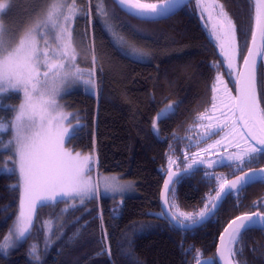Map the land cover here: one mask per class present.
Returning a JSON list of instances; mask_svg holds the SVG:
<instances>
[{
    "label": "trees",
    "instance_id": "16d2710c",
    "mask_svg": "<svg viewBox=\"0 0 264 264\" xmlns=\"http://www.w3.org/2000/svg\"><path fill=\"white\" fill-rule=\"evenodd\" d=\"M9 1L10 6L1 15L4 24L11 18L14 25L23 29L48 3V0ZM218 1L238 29L250 24L248 0ZM98 2L78 0L84 11L73 24V45L77 54H82L78 62L83 66L88 67L95 57L98 93L97 97L93 90L83 93V86H79L63 97L70 112L76 114L72 123L81 125L76 138L66 145L93 152L99 170L131 180L134 190L119 197L121 204L118 197L104 196L83 206L77 201L78 207L65 214L62 210L68 205L63 202L38 208L32 235L6 254L0 253V264H32L28 256L32 244L38 245L42 264H194L197 250L202 251V258H215L218 235L232 217L241 213L239 205L249 198L246 191L242 203L229 195L209 222L192 231L178 230L157 214L161 212L159 193L171 166L169 161H176L184 149L190 148L189 126L212 103L215 75L223 67L220 50L203 27L193 0L176 14L155 22L134 19L120 11L112 0H103L104 7L116 17L114 23L123 25V34L129 41L150 54L137 62L124 55L105 31L104 17L96 11ZM127 19L140 31L127 24ZM250 35L249 27L247 41ZM238 37L244 45L246 38L240 31ZM245 49L246 46L243 54ZM263 62L264 57L260 66ZM257 90L258 98L264 102L260 81ZM19 101L20 94L5 95L2 103L4 108H16ZM169 102L177 105L175 114L158 122L157 135L152 130L153 119ZM14 113L0 111V116L11 120ZM0 167L6 169L0 174L2 241L18 213L21 190L12 188L19 183V176L8 174L12 163L7 153L0 156ZM218 169L200 167L184 173L172 184L168 197L179 211L198 213L203 209L209 194L214 197L219 189L214 179ZM206 172L213 177L211 180L205 176ZM50 218L55 221V229L51 245L45 248L42 226ZM141 225L145 227L141 229ZM241 244L243 252L234 257L236 264H264V232L256 229L246 232ZM189 247L192 251L185 256ZM236 247L239 249L240 245ZM129 250L131 255L126 254Z\"/></svg>",
    "mask_w": 264,
    "mask_h": 264
},
{
    "label": "snow or ice",
    "instance_id": "6c2138e0",
    "mask_svg": "<svg viewBox=\"0 0 264 264\" xmlns=\"http://www.w3.org/2000/svg\"><path fill=\"white\" fill-rule=\"evenodd\" d=\"M113 3L134 19L155 22L174 15L191 3V0H160L159 3L113 0ZM248 4L250 24L242 30L223 11L222 5H212L213 10L219 7L220 11L216 13L215 22L211 25L210 36L231 70L229 74H236L235 95L218 75L216 84L212 87L211 106L199 113L194 120L196 127L204 128L195 140L196 146L205 139L223 133L220 140L201 152L219 146L224 140L238 151L226 158L220 157L207 162L197 159L200 153H192L191 157L186 154L185 160L190 159L191 163L187 164L183 173L205 163L208 168L227 166L234 171H243L245 167L264 160V107L257 96L256 79L259 58L264 57V0H248ZM9 6V0H0V13ZM197 6L208 12L212 19V12H209V7L203 0H197ZM83 11L78 0H48L47 6L22 33L0 24V111L16 113L11 120L0 116V156L6 153L9 155L12 167L7 172L19 176V183L12 188L15 190L19 187L21 190L18 213L8 235L0 241V253L6 254L9 248L18 246L32 235V229L36 225V212L40 207L63 202L68 205L62 210V214H65L78 207L77 201L79 206H83L100 195L114 199L117 195H124L132 187L131 184L122 183V177L99 173L98 162L92 154H73L65 147L66 143H71L76 138L81 125L78 122L72 123L76 114L66 112L67 106L61 104V99L68 94L67 88L70 85L83 84L90 90L97 87L95 57L91 69L80 67L73 45V24ZM96 11L104 17L105 31L124 55L137 62L148 58L149 53L138 49L123 34V25L114 23L116 17L104 7L103 0L97 3ZM203 14L202 12L201 15ZM249 27L250 43L246 38ZM238 31L246 38L244 45L239 41ZM244 46H247V55H243ZM241 55L243 67H238L236 61ZM217 84L221 87L218 88ZM21 93L23 101L18 109L4 108L2 101L5 95L18 96ZM176 107L175 103H168L157 113L152 122L154 133L158 135V122L174 115ZM204 121L207 123H203ZM192 130L189 128V131ZM9 131L12 136L5 140L4 136ZM187 139L190 141L189 147H192L193 138ZM169 162L176 164L175 160ZM94 164L97 169L95 178L91 175ZM5 171V168L0 167V174ZM183 173L178 174L169 169L168 179L164 181L165 190L161 193L165 210L157 216L166 217L170 226L184 232L209 222L228 195L238 196L251 184L264 183V168L245 172L234 181H229L225 176H216L214 179L219 184V189L215 196L209 194L203 209L198 213L183 212L179 211L178 205L167 195L171 192L170 185L179 180ZM205 176L210 180L213 178L207 172ZM69 201L72 203L69 204ZM253 207L258 210L235 217L224 228L215 258L202 259V251L197 250L193 257L195 264H233V258L243 252L241 241L244 234L253 229L264 232V210H259L264 209V202L254 203ZM42 227L45 230L44 243L47 248L52 243L55 221L50 218ZM139 227L143 229L145 226ZM237 245H240L239 249ZM191 251L189 247L184 255L187 256ZM126 254L131 255V251ZM28 256L32 258V264H42L37 244L30 246Z\"/></svg>",
    "mask_w": 264,
    "mask_h": 264
},
{
    "label": "rangeland",
    "instance_id": "374dc122",
    "mask_svg": "<svg viewBox=\"0 0 264 264\" xmlns=\"http://www.w3.org/2000/svg\"><path fill=\"white\" fill-rule=\"evenodd\" d=\"M194 2V6H195V8H196V10H197V12H198V15H199V17H200V19H201V23H202V25H203V27L206 29V31H207V34H208V36L211 38V36H210V33H211V25L215 22V18H216V13H218L219 11H220V8L219 7H216L215 8V10H213L212 9V5H217V6H219L220 5V2L218 1V0H203V3L204 4H206V5H208V7H209V12H212V19H210L209 18V13L208 12H204V9L202 8V7H198L197 6V0H193ZM9 3H10V1H9ZM47 6V4L46 5H44L43 6V8L40 10V11H42L45 7ZM7 10V9H6ZM39 11V12H40ZM223 11H225L224 9H223ZM5 12V11H4ZM3 12V13H4ZM39 12L36 14V16L39 14ZM204 13L203 14V16L201 15V13ZM2 15V13H0V24H3L4 25V27L5 28H7V29H12V30H17V29H21L22 27L20 26V25H18V26H16V25H14L12 22H11V18L10 19H8L9 21H8V23L7 24H4V21H3V16H1ZM35 16V17H36ZM35 17H34V19H35ZM33 19V20H34ZM32 20V21H33ZM32 21L28 24V25H26L27 27H29V26H31V23H32ZM91 21V19H90V16H89V22ZM126 23L127 24H130V26H132V28H134L136 31H140V28L133 22V21H131V20H129V19H127L126 20ZM207 24V27L205 26ZM26 26H24L25 28L24 29H26L27 27ZM129 26V27H130ZM19 29V30H20ZM23 28L21 29V31L19 32V30H17L19 33H22V31L24 30ZM127 32H130V29L127 27ZM212 39V38H211ZM213 40V39H212ZM214 41V40H213ZM215 42V41H214ZM90 44H91V40H90ZM120 50V49H119ZM220 50V49H219ZM121 51V50H120ZM143 51V50H142ZM122 52V51H121ZM145 52V51H144ZM84 54H85V52H83ZM222 56V55H221ZM84 57V56H83ZM77 59L78 60H80L81 61V59H82V54H80V52H79V54L77 55ZM134 59V58H133ZM222 59H223V62H225L224 61V58H223V56H222ZM86 60H87V58H86ZM88 61H89V59H88ZM91 63L88 65V67L86 66H83V64H81L80 62H78L79 63V66L80 67H82V68H86V69H91L92 67H93V57L91 58ZM226 63V62H225ZM239 63H240V61H238V58H237V61H236V66H238L239 67ZM226 65H227V63H226ZM97 66L95 65V68H96ZM219 69V68H218ZM227 70L229 71V72H231V70L230 69H228V67H227ZM220 76L221 78H222V80L225 82V83H227V85H228V87H229V89H231V87H230V85L228 84V81H227V77H226V75L223 73V70L221 71V69H220V71L218 70V72L216 73V75H215V79H214V83H213V85L214 84H216V77L217 76ZM232 76H233V78H231V80H235V73H232L231 74ZM79 86H85V85H83V84H76V85H70V86H68V88H67V92L68 91H71V90H74L75 88H77V87H79ZM218 88L219 87H221L219 84H217L216 85ZM85 87H87V86H85ZM88 88V87H87ZM89 89V88H88ZM90 90V89H89ZM222 90V89H221ZM232 90V89H231ZM94 92H96L95 93V97H97V93H98V88L96 87V89H94L93 90ZM233 92V91H232ZM212 95H213V93H212ZM234 95V94H233ZM65 96V95H64ZM63 96V97H64ZM22 101H23V94L21 93L20 94V101H19V103H18V105L16 106V108L18 109L19 108V106H20V104L22 103ZM64 100H63V98L61 99V104H63V105H65L64 104V102H63ZM169 103H171V102H169ZM168 104V103H167ZM211 106V105H210ZM65 111L66 112H68V113H71L70 112V109L68 108V107H66V109H65ZM217 114H219V113H217ZM16 115V113H14V116ZM14 118V117H13ZM203 123H207V121H204ZM190 128H192L193 130H192V132H193V134L194 135H192L193 136V141L191 142L192 144H193V146L192 147H190L189 149H182L183 151H182V153H181V155H182V159H183V165H184V168L187 166V164L188 163H191V160L190 159H188V160H185V155L187 154L189 157H191V154L192 153H200V156H198L197 157V159H203V160H205V162H207V161H209V160H213V161H215V160H217L218 158H220V157H227L229 154H231V153H234V152H236V151H238L234 146H232V145H230L229 143H228V141L227 140H224V141H222V143L219 145V146H217V147H214V148H212V149H209V151H207V152H201V150L202 149H207L208 148V146L209 145H213V144H215V141H217V140H220L221 139V136H223V133H220V134H218V135H214V136H212L210 139H205V140H203V142H201V143H199V145L198 146H196L195 145V140L198 138V134L199 133H202L203 131H204V128L203 127H196L195 125H194V123L193 124H191L190 125ZM7 135V134H6ZM5 135V136H6ZM4 136V137H5ZM11 136H12V133H11V131H9V134L7 135V137H6V140H8L9 138H11ZM65 147H66V149L67 150H69V151H72L73 152V154H75L76 152H80V153H82V154H89V152H87V151H83V150H78L77 148H72V147H69L68 145H66L65 144ZM92 154H93V156H94V153L92 152ZM95 158V157H94ZM171 163H169V165H170ZM199 166H201L202 168H205V169H208V170H210V169H213V168H208L207 167V163H205V164H203V165H199ZM198 167V166H197ZM197 167H194V168H197ZM215 168V167H214ZM99 170V169H98ZM219 172V171H218ZM96 173H97V169H96V165L94 164L93 165V171H92V173H91V175H92V177L93 178H95V176H96ZM99 173H101V174H103V175H106V176H119L118 174H116V173H114V172H104V171H101V170H99ZM216 176H224V175H216ZM119 177H121V176H119ZM122 183H127V184H131L132 185V187H131V189H129L124 195H122V196H125V195H129V194H131L132 192H133V190H134V188H133V184H132V182H131V180H129V179H125V178H122V181H121ZM217 183V182H216ZM121 195H117L116 197H122ZM100 197H104V195H100V196H98L97 198H96V200H97V202H98V200L100 199ZM120 200H119V204H121V198H119ZM16 219V218H15ZM15 221V220H14ZM12 227V226H11ZM9 233V232H8ZM8 235V234H7ZM3 241V240H2ZM12 248H14V247H12ZM12 248H9L7 251H6V253L7 252H9L10 250H12Z\"/></svg>",
    "mask_w": 264,
    "mask_h": 264
},
{
    "label": "flooded vegetation",
    "instance_id": "af4514ba",
    "mask_svg": "<svg viewBox=\"0 0 264 264\" xmlns=\"http://www.w3.org/2000/svg\"><path fill=\"white\" fill-rule=\"evenodd\" d=\"M76 52L78 53V51L76 50ZM262 61V60H261ZM261 65V63H260ZM260 68V71L258 69V75H257V81H260L261 83V87H262V92L264 91V62H263V65L262 66H259ZM221 70H223V73L225 74L226 73V77H227V81H228V84L230 85L231 89H233V94H234V80H231L230 78H228L229 76V71L226 69V71L223 69V67L219 68ZM81 91L84 93V92H89L91 93V90H89L87 87L83 86V88L81 89ZM264 95V94H262ZM261 106L264 107V102H261ZM190 128V126H189ZM190 134L189 137H192L193 132L190 131ZM186 136V135H184ZM186 143H189L186 142ZM190 144V143H189ZM189 144H187V147H189ZM181 155V154H180ZM176 159V164H170L173 169L175 171H179V170H183L184 169V165H183V160H182V155L181 156H177ZM200 167L201 166H198L197 169H194V171H197V170H200ZM202 168V167H201ZM220 168L219 172L217 171V173H219L220 175H224L227 179L239 174V173H242L244 171H247V170H250V169H259V168H264V160H262L261 162L259 163H256L254 165H250L249 167H245L243 169V171H234L232 168L230 167H226L225 169H223L221 171V168L223 167H218ZM234 174H230V173H233ZM216 173V174H217ZM183 175V174H182ZM182 175H180V178L182 177ZM178 181V180H177ZM175 181V182H177ZM174 183V182H173ZM245 191L249 194V198L248 200H246L244 203H242L244 201V195H245ZM250 195L252 197H250ZM229 196V195H228ZM227 196V197H228ZM233 196L235 198H238V203H242L240 206V209L242 210L241 213L239 214H242V213H246V212H250V211H256L258 210L257 207H253L254 203L256 204H259L260 202H264V183H260V182H256V183H253L251 184L250 186L246 187L245 189H243L238 196L234 195ZM255 196V197H254ZM254 197V198H253ZM251 198H253L252 200H250ZM259 210H264V209H259ZM237 214V215H239ZM236 215V216H237ZM235 217V216H234ZM233 218V217H232Z\"/></svg>",
    "mask_w": 264,
    "mask_h": 264
},
{
    "label": "water",
    "instance_id": "95a60500",
    "mask_svg": "<svg viewBox=\"0 0 264 264\" xmlns=\"http://www.w3.org/2000/svg\"><path fill=\"white\" fill-rule=\"evenodd\" d=\"M112 1H113V0H112ZM191 1H192V0H191ZM158 3H159V2H158ZM179 11H180V10H179ZM177 12H178V11H177ZM177 12H176V13H177ZM176 13H175V14H176ZM160 20H162V19H160ZM157 21H158V20H157ZM250 41H251V35H250V38H249L248 42L250 43ZM243 55H247V46H246V49H245V52H244ZM261 60H262V57L259 58V61H258L257 70H256V79H257L258 69H259V66H260ZM221 64H222V66H223V69L226 71V69H227V65H226V63L223 62V61H221ZM239 67H243V57H242V59H241V61H240V63H239ZM229 73H230V72H229ZM225 75H226V73H225ZM228 78L231 79V78H233V76L229 74ZM234 95H235V80H234ZM257 96H258V90H257ZM258 99H259V98H258ZM169 169H171V170L174 171V172H177L178 174H179V173H183V170L175 171V170L173 169L172 166H170V167L168 168V170H167V172H166V174H165V176H164V179H163V182H162V185H161V189H160V193H159V206H160V210H161V212L165 210V209H164V202H163L162 197H161V193L164 192V190H165V189H164V181H165L166 179H168ZM259 169H261V168H259ZM259 169H255V170L258 171ZM250 170H252V169H250ZM250 170H247V171H244V172H242V173H239V174H237V175H235V176L229 178L228 180H229V181H234L238 176H243L245 172H248V171H250ZM191 171H194V169H192ZM191 171H190V172H191ZM183 174H184V173H183ZM172 184H173V183H172ZM172 184L170 185V187L172 186ZM168 194H169V193H167V195H168ZM214 196H215V194H214ZM223 202H224V201H223ZM256 211H257V210H256ZM242 214H244V213H242ZM242 214H239V215H237V216H240V215H242ZM237 216H235V217H237ZM235 217L231 218V219L226 223V225L224 226V228L227 227V225L229 224V222L232 221L233 219H235ZM164 218H166V217H164ZM166 219H167V218H166ZM202 225H203V224H202ZM175 228H176V227H175ZM224 228L221 230L220 234L224 231ZM220 234L218 235V239H217V243H216L215 257L217 256V252H216L217 247L220 245ZM202 259L207 260V259H210V257L202 258ZM194 264H195V263H194ZM221 264H222V262H221ZM233 264H236L235 261H234V258H233Z\"/></svg>",
    "mask_w": 264,
    "mask_h": 264
}]
</instances>
